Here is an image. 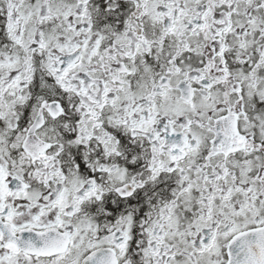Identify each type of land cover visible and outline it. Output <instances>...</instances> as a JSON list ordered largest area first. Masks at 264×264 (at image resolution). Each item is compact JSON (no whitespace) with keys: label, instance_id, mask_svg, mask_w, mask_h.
Wrapping results in <instances>:
<instances>
[{"label":"snow or ice","instance_id":"1","mask_svg":"<svg viewBox=\"0 0 264 264\" xmlns=\"http://www.w3.org/2000/svg\"><path fill=\"white\" fill-rule=\"evenodd\" d=\"M0 264H264V0H0Z\"/></svg>","mask_w":264,"mask_h":264}]
</instances>
